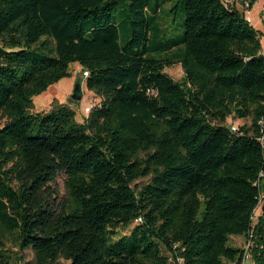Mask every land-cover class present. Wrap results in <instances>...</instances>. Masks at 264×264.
Instances as JSON below:
<instances>
[{"label": "trees", "instance_id": "trees-1", "mask_svg": "<svg viewBox=\"0 0 264 264\" xmlns=\"http://www.w3.org/2000/svg\"><path fill=\"white\" fill-rule=\"evenodd\" d=\"M121 1L0 0V264L10 245L31 264H244L228 242L251 234L264 264V53L244 11L258 0H180L178 39L160 27L170 0H127L124 38ZM74 64L100 99L85 120L31 112Z\"/></svg>", "mask_w": 264, "mask_h": 264}, {"label": "rangeland", "instance_id": "rangeland-1", "mask_svg": "<svg viewBox=\"0 0 264 264\" xmlns=\"http://www.w3.org/2000/svg\"><path fill=\"white\" fill-rule=\"evenodd\" d=\"M180 0H170L164 5L162 18L160 20V27L166 36L178 39L179 36L183 35L184 29L182 22L185 18V15L182 12L181 6L179 5ZM237 7L240 10H243L244 6L242 5L241 0H236ZM127 0H122L118 6L117 11L115 12V19L118 23L121 34L125 38L128 35L129 21L125 17V9ZM248 20L254 26L256 31L259 34L261 46L264 53V0H258L252 9H244ZM1 46V44H0ZM82 69L78 64H74L71 69L72 75L66 77L59 81L58 83L51 85L45 92L35 96L33 98V106L31 112H48L52 108L58 105H66L73 108L76 111V120L78 122H83L85 117H87L88 112L86 108L88 106H96L99 102L97 95L89 90L86 86V79L82 81V94L83 97L80 101H74L72 99V94L75 88V84L79 76H81ZM165 72L172 77L175 81L182 82L184 79V71L182 66L179 63H176L172 66L165 68ZM83 74V73H82ZM3 120L0 118V125H2ZM249 126V119H235L229 117L225 125L231 126ZM151 176H146L141 179H138L134 182V185L141 187L149 183ZM51 185L57 189L60 195H66L65 189V177L64 175H59ZM264 205V198L261 201L258 209L255 211L254 223H256L257 217L262 213V206ZM123 234H129V230L124 231ZM255 238L244 237L243 235H232L228 244L234 248L244 249L246 253V258L244 264H255L253 256V248L255 246ZM12 247V264H31L33 261L34 255L30 250H26L23 253L16 252L18 249ZM163 253L165 250L163 249ZM22 258V259H21Z\"/></svg>", "mask_w": 264, "mask_h": 264}, {"label": "built area", "instance_id": "built-area-1", "mask_svg": "<svg viewBox=\"0 0 264 264\" xmlns=\"http://www.w3.org/2000/svg\"><path fill=\"white\" fill-rule=\"evenodd\" d=\"M223 2H225L226 4H228V5H231V4H237V2H236V0H222ZM83 76L84 77H87L88 76V72L87 71H83ZM91 108H92V106H88L87 108H86V111L87 112H89L90 110H91ZM262 125H264V122H262ZM232 130H237V126L236 125H232ZM262 142L264 143V136L262 137ZM138 221H140V222H142V219L141 218H139L138 219ZM253 237V235L251 234V236H250V238H252ZM245 258H246V256H245ZM168 264H183L182 263V259L181 258H178V259H173V258H170L169 259V262H168Z\"/></svg>", "mask_w": 264, "mask_h": 264}, {"label": "water", "instance_id": "water-1", "mask_svg": "<svg viewBox=\"0 0 264 264\" xmlns=\"http://www.w3.org/2000/svg\"><path fill=\"white\" fill-rule=\"evenodd\" d=\"M83 97L82 94V83L81 82H76L75 88L72 94V99L74 101H80Z\"/></svg>", "mask_w": 264, "mask_h": 264}]
</instances>
